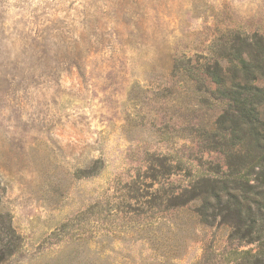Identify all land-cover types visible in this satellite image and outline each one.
Wrapping results in <instances>:
<instances>
[{"label":"rangeland","instance_id":"374dc122","mask_svg":"<svg viewBox=\"0 0 264 264\" xmlns=\"http://www.w3.org/2000/svg\"><path fill=\"white\" fill-rule=\"evenodd\" d=\"M237 31L264 36V0H0V264H247L214 201L170 204L224 168L183 57Z\"/></svg>","mask_w":264,"mask_h":264},{"label":"trees","instance_id":"16d2710c","mask_svg":"<svg viewBox=\"0 0 264 264\" xmlns=\"http://www.w3.org/2000/svg\"><path fill=\"white\" fill-rule=\"evenodd\" d=\"M183 59L181 82H192L198 94L205 92L223 105L213 124L220 138L208 143L207 148L222 155L224 168L209 167L174 194L170 204L183 208L198 200V215L202 222L211 224L206 210L214 201L210 217L219 216L231 227L229 239H246L257 245L256 249L236 253L243 255L247 264H264V36L232 32L215 57L196 65L190 58ZM6 230L13 231L12 227ZM2 232L0 229V248L7 249L0 253V261L14 252L3 243Z\"/></svg>","mask_w":264,"mask_h":264}]
</instances>
